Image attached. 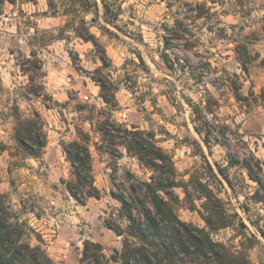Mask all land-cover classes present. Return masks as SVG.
<instances>
[{
	"label": "clouds",
	"instance_id": "clouds-1",
	"mask_svg": "<svg viewBox=\"0 0 264 264\" xmlns=\"http://www.w3.org/2000/svg\"><path fill=\"white\" fill-rule=\"evenodd\" d=\"M0 264H264V0H0Z\"/></svg>",
	"mask_w": 264,
	"mask_h": 264
}]
</instances>
